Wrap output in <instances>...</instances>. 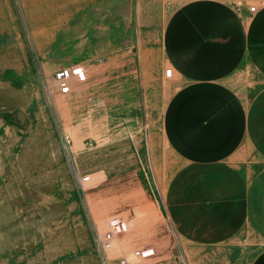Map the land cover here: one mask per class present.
<instances>
[{"label": "crops", "instance_id": "obj_1", "mask_svg": "<svg viewBox=\"0 0 264 264\" xmlns=\"http://www.w3.org/2000/svg\"><path fill=\"white\" fill-rule=\"evenodd\" d=\"M109 5L116 17L108 29L140 30L137 48L110 38L108 65L98 68L90 87L76 80L68 93L56 87L53 98H96L94 110L108 115L110 144L132 148L121 218L128 234L151 232L135 242L155 248L146 264H177L173 239L178 252L207 256L251 228L264 174V0H140L137 28L117 27L130 0ZM166 76L175 89L163 108L162 133L176 163L151 171L157 174L153 196L144 182L149 120L143 96L149 82ZM250 264H264V248Z\"/></svg>", "mask_w": 264, "mask_h": 264}, {"label": "rangeland", "instance_id": "obj_2", "mask_svg": "<svg viewBox=\"0 0 264 264\" xmlns=\"http://www.w3.org/2000/svg\"><path fill=\"white\" fill-rule=\"evenodd\" d=\"M97 1L0 0V264H101L94 236L110 218L124 216L132 148L126 152L122 144L117 151L110 144L108 115L94 110L96 98L54 100L56 87L52 97L46 93L55 72L67 67L80 66L87 74L81 81L73 76L71 86L77 80L78 87H90L98 68L108 65L110 38L137 48L140 30L110 31L116 15L109 0H100L99 9ZM129 7L120 10L117 27L139 25L140 0H130ZM174 89L166 76L149 82L143 96L149 120L144 182L153 196L157 174L151 171L165 161L176 163L162 133L163 108ZM76 170L89 180L81 184ZM256 189L251 228L207 256L180 253L173 239L174 257L187 264H250L264 248V174ZM146 230L115 240L111 261L132 258L143 246L136 238L149 237Z\"/></svg>", "mask_w": 264, "mask_h": 264}, {"label": "built area", "instance_id": "obj_3", "mask_svg": "<svg viewBox=\"0 0 264 264\" xmlns=\"http://www.w3.org/2000/svg\"><path fill=\"white\" fill-rule=\"evenodd\" d=\"M240 4L242 2H239ZM251 10H255V6H251ZM166 74L168 76L172 75V68H167ZM76 76L79 80H85L87 78L86 71L80 67H67L61 68L54 74V83L47 86L46 93L47 96L52 97L53 87L59 88L62 93H68L71 89V79ZM63 142L67 140L66 137H62ZM66 156L68 160L71 161V151L64 146ZM73 167V166H72ZM73 169H75L73 167ZM76 177L81 184L89 180V176L81 175L79 171L76 170ZM129 226L128 223L119 217H112L108 221L107 229L104 232H98L94 236L95 249L101 261V264H111L110 249L115 240L121 239L128 233ZM156 250L154 247H139L133 251L132 258L127 256H120L118 258L119 264H146L147 260L155 256ZM177 264H187L184 259L176 256Z\"/></svg>", "mask_w": 264, "mask_h": 264}, {"label": "bare ground", "instance_id": "obj_4", "mask_svg": "<svg viewBox=\"0 0 264 264\" xmlns=\"http://www.w3.org/2000/svg\"><path fill=\"white\" fill-rule=\"evenodd\" d=\"M51 25H52V24H51ZM51 25H50V26H51ZM54 25H55V23H54ZM52 26H53V25H52ZM37 31H38V30H37Z\"/></svg>", "mask_w": 264, "mask_h": 264}]
</instances>
